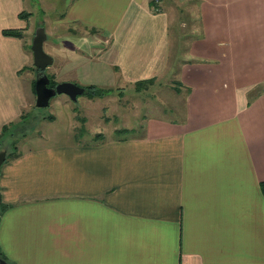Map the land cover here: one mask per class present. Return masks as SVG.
Returning a JSON list of instances; mask_svg holds the SVG:
<instances>
[{"label":"crops","instance_id":"0c3cea01","mask_svg":"<svg viewBox=\"0 0 264 264\" xmlns=\"http://www.w3.org/2000/svg\"><path fill=\"white\" fill-rule=\"evenodd\" d=\"M62 2L63 33L90 34L85 52L94 51L80 60L92 71L82 82L63 81L99 89L82 94L89 101L142 88L147 113L136 135L79 140L60 97L44 130L23 133L19 154L0 166V257L264 264V0H161L156 12L150 0ZM24 7L0 0V150L10 143L3 127L20 121L29 93L35 99L34 78L22 75L32 62ZM166 74L177 86L165 113L164 98L150 107V96ZM110 104L118 129L136 131Z\"/></svg>","mask_w":264,"mask_h":264},{"label":"rangeland","instance_id":"374dc122","mask_svg":"<svg viewBox=\"0 0 264 264\" xmlns=\"http://www.w3.org/2000/svg\"><path fill=\"white\" fill-rule=\"evenodd\" d=\"M61 1L62 0H24V13L26 15L24 19L28 21V29L29 31H31L26 34V49L28 50L29 47L30 50V42L34 34V28L43 26L46 34V40L43 43V50L53 58V62L50 66L43 70L42 74L49 77V79H54V82H69L63 80H65L66 78L72 79V76L76 75V80L78 81V83H80L82 82V80L80 79L81 76L88 75L92 72L89 66H79L81 65L80 60H82L81 58H84L85 54H87V56H85V58H87L89 56H92L94 53V51L90 52L89 54L85 52L88 47H93L91 46L92 40L89 39L91 35H82L83 33H75L73 35H70V29H67L65 33H63V27L65 23H62L64 22V8L63 2L61 3ZM72 26L74 27L75 24H73ZM81 37L83 38L81 39ZM169 63L172 64L173 67L171 69L168 67V71L172 70L173 72V70L175 69V65L173 64L172 57ZM37 71L38 70L33 67L32 62L30 61L28 66L23 70V78H29V80L34 78L35 80ZM49 83L53 84L52 82ZM70 83L80 86V84H78L77 82ZM150 86L145 89L153 94V89H150ZM172 86H177L174 75L166 74V78H162L155 90L157 96H150L152 104V106L150 107H154L153 104H155L152 98L156 99V101L159 102L158 95H160L164 98L161 100V104L165 108L166 113L167 104H169L167 96L171 94L173 95L174 92V90L172 91V88H170ZM84 92L87 93L86 90ZM130 92L131 91H127L125 93L118 94L115 91H111V95L99 97V99L92 98L94 99L93 101H89L91 100L89 97L87 98L83 95H78L76 101L74 102L70 101L66 95L59 94L52 96V98L49 100V105L42 108H38L35 106L34 96L29 93L30 98L25 110L26 115L22 119L23 121H16L14 124L8 127V130L5 134L7 138L10 139V143L8 146V144L4 142V145L2 146L0 151H5L6 157L9 154H15L16 151L19 154V151L14 150L13 148L14 145L16 146V141H18L19 143L20 137L24 135L23 133H27L30 130L34 132L33 134H37L39 130H44L48 122L47 117L44 116L52 112V106H55L57 100L60 97H66L73 107V112L75 113L76 117V125H74V136L77 139L98 140L108 136L128 137L131 135H136L141 132L140 126L142 124V115L147 113L145 109H143V106L144 103L148 100L143 98L142 94L144 92V89L142 88L138 90L139 93ZM78 101L82 103H79ZM86 101H89V103L87 104ZM102 102L103 107H101ZM110 102H114L117 106L122 107L121 112L123 114H125L127 110V112L131 114V117H134L131 120L130 124L138 125L136 126V131L129 129H118L120 117L117 115V113L110 111V108H112ZM82 106L84 107L85 111L83 110ZM156 106L158 109H160L158 107V104H156ZM85 112H89L91 114L88 115L90 119L89 123H87L86 121L87 117H81ZM101 115L103 121L106 119L107 124L103 123L104 125H101V121H99ZM89 126L93 127L94 131L89 130Z\"/></svg>","mask_w":264,"mask_h":264},{"label":"water","instance_id":"95a60500","mask_svg":"<svg viewBox=\"0 0 264 264\" xmlns=\"http://www.w3.org/2000/svg\"><path fill=\"white\" fill-rule=\"evenodd\" d=\"M45 40L46 34L43 26L36 27L30 42V51L32 56V65L38 71H43L53 62L52 57L43 50V43ZM48 84L49 79L44 74L35 79V106L38 108L47 107L49 105V100L55 95H66L70 101L74 102L76 101L78 95H82L84 93V88L70 82H58L54 85V87H49ZM5 158V151H0V166L4 162ZM0 264L9 263L0 257Z\"/></svg>","mask_w":264,"mask_h":264},{"label":"trees","instance_id":"16d2710c","mask_svg":"<svg viewBox=\"0 0 264 264\" xmlns=\"http://www.w3.org/2000/svg\"><path fill=\"white\" fill-rule=\"evenodd\" d=\"M25 13L24 12H22V18L24 19L25 18ZM25 20V22H27V20L26 19H24ZM4 33H9L8 31H4ZM13 34L14 35H16V36H18V37H23L24 35H23V32H21V33H18V32H13ZM28 49H29V47H28ZM30 51V50H29ZM57 82H53V85L52 86H54L55 84H56ZM84 88V91L86 90L87 91V95H91V94H93V93H97V92H100V90L99 89H97V88H95V87H92V86H87V87H83ZM33 90V93H34V85H33V88H32ZM84 93H86V92H84ZM25 115H26V112H23L22 114H21V116H20V120H22L24 117H25ZM47 119H52V117L51 116H49V117H47ZM8 127H9V125L7 126V125H5L4 127H3V130H2V133H6L7 132V130H8ZM14 150H17V147L14 145ZM15 152V151H14ZM16 155H18V153H17V151H16V153L15 154H9L8 156H7V159H9V158H12V157H14V156H16ZM260 186H261V192H262V194H263V196H264V182H262L261 184H260Z\"/></svg>","mask_w":264,"mask_h":264},{"label":"built area","instance_id":"2783aa9c","mask_svg":"<svg viewBox=\"0 0 264 264\" xmlns=\"http://www.w3.org/2000/svg\"><path fill=\"white\" fill-rule=\"evenodd\" d=\"M161 4V0H150V10L154 12L158 11Z\"/></svg>","mask_w":264,"mask_h":264},{"label":"flooded vegetation","instance_id":"af4514ba","mask_svg":"<svg viewBox=\"0 0 264 264\" xmlns=\"http://www.w3.org/2000/svg\"><path fill=\"white\" fill-rule=\"evenodd\" d=\"M42 72H43V71H37V76H36V78H37L38 76H40V75L42 74ZM36 78H35V79H36ZM48 79H49V77H48ZM49 82H52V83H53L54 81H53V79H49ZM57 83H58V82H57ZM52 85H53V84H50V83L48 84L49 87H54V86H52Z\"/></svg>","mask_w":264,"mask_h":264}]
</instances>
